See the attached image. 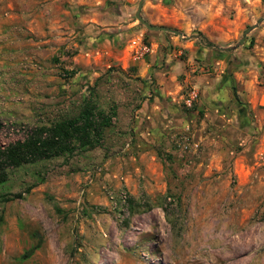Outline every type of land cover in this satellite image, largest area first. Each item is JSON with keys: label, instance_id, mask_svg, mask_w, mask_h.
<instances>
[{"label": "rangeland", "instance_id": "rangeland-1", "mask_svg": "<svg viewBox=\"0 0 264 264\" xmlns=\"http://www.w3.org/2000/svg\"><path fill=\"white\" fill-rule=\"evenodd\" d=\"M138 1L0 0V148L88 97L116 111L96 147L6 169L0 264H264V21L234 47L264 0L143 2L184 37ZM228 75L257 98L235 132L196 110Z\"/></svg>", "mask_w": 264, "mask_h": 264}, {"label": "trees", "instance_id": "trees-1", "mask_svg": "<svg viewBox=\"0 0 264 264\" xmlns=\"http://www.w3.org/2000/svg\"><path fill=\"white\" fill-rule=\"evenodd\" d=\"M206 45L213 46L211 43ZM115 115L114 108L107 113L88 97L82 100L74 116L59 118L28 130L24 138L0 148V183L6 180L7 168H19L52 157H68L77 150L96 147L101 141L103 130L110 126ZM33 185L28 186L26 192ZM9 199L4 194L0 195V202Z\"/></svg>", "mask_w": 264, "mask_h": 264}, {"label": "crops", "instance_id": "crops-1", "mask_svg": "<svg viewBox=\"0 0 264 264\" xmlns=\"http://www.w3.org/2000/svg\"><path fill=\"white\" fill-rule=\"evenodd\" d=\"M186 43L191 44V41H186ZM192 55L199 59L200 62H203L205 59L206 62L214 63L221 61L220 56H215L214 52H207L208 48L202 46H193ZM140 59L138 60L140 65ZM126 63L122 64V67H126ZM148 67H150V63H147ZM141 66V65H140ZM203 74L199 75L198 81L203 79ZM217 76L214 77L215 83H213V79H209L207 84L204 85V88H201V96L199 98L198 105L196 107L197 112L204 113L206 115H213L218 117L221 115L225 120V117L228 118L226 120V125L230 124L229 130L238 131L241 130L242 126L248 124L247 107L253 108L256 103V93L249 92L247 89H238L236 92H232V87L234 80L230 75L227 76ZM245 80H240V84L243 83L246 85ZM224 86L222 87V85ZM247 87V86H246ZM243 88V87H242ZM205 123V120H202V124ZM245 140V139H244Z\"/></svg>", "mask_w": 264, "mask_h": 264}, {"label": "water", "instance_id": "water-1", "mask_svg": "<svg viewBox=\"0 0 264 264\" xmlns=\"http://www.w3.org/2000/svg\"><path fill=\"white\" fill-rule=\"evenodd\" d=\"M145 0H139L138 3H137V7H136V11H135V17L137 18V20L145 25L147 28L151 29V30H160V31H163V32H171V33H174V34H177L179 36H182V33L176 29H172V28H169V27H165V26H156V25H153V24H150L148 23L143 17H142V14H141V9H142V5H143V2ZM264 21V17H260L256 20V22L247 27L244 32H243V35L242 37L238 40V42L235 44L234 47H238L239 45L243 44L244 40H245V37L246 35L252 30L254 29L255 27H257L258 24H260L261 22Z\"/></svg>", "mask_w": 264, "mask_h": 264}, {"label": "built area", "instance_id": "built-area-1", "mask_svg": "<svg viewBox=\"0 0 264 264\" xmlns=\"http://www.w3.org/2000/svg\"><path fill=\"white\" fill-rule=\"evenodd\" d=\"M196 96V93L195 92H191V96L189 99H187V104L190 105L192 99ZM109 197L111 199V201L115 204L117 203V201L120 203V204H125L127 205V196L125 194V192L123 191H120L117 195V198H114V195L110 192L109 193Z\"/></svg>", "mask_w": 264, "mask_h": 264}]
</instances>
